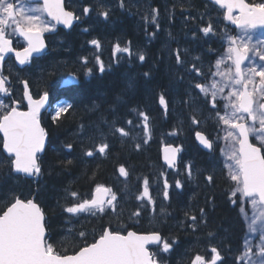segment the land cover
<instances>
[{"label":"trees","instance_id":"trees-1","mask_svg":"<svg viewBox=\"0 0 264 264\" xmlns=\"http://www.w3.org/2000/svg\"><path fill=\"white\" fill-rule=\"evenodd\" d=\"M85 4L94 9L100 5L110 8L109 19L105 20L93 11L68 32L57 29L47 35L46 52L23 69H17L11 60L3 68L11 81V96L5 99V103L12 99L22 101L20 80L27 79L34 97H39L46 89L51 103L59 98L71 103L73 109L64 114L58 124L52 122V107L41 115V125L47 132V146L40 155L41 176L27 179L8 167L0 168V205L13 192L22 198H33L35 194L36 202L45 212L49 242L57 251L66 250L67 254H72L73 246L81 243L78 238L80 231H85L88 242H91L102 227L110 224L113 229L124 233L155 230L165 237L175 238L177 243L173 249L161 254L162 264H191L197 254L210 260V248L213 246L221 251L223 257L217 264H236L235 258L243 250L247 227L238 197L229 199L234 184L228 178L219 144L214 145L208 154L197 146L194 139L197 131L211 140L220 137V125L214 118L215 113L210 114L203 106L202 96L199 102L202 112L197 113L201 121L199 125L192 124V109L184 103L189 99V92L195 96L199 91L193 89L190 82H206L210 77L209 69L214 71L212 66L216 59L224 54L226 41L222 38L221 29L228 33L230 29L224 20L223 10L208 0H126L124 9L118 6V0H66L65 3L69 10L78 13ZM151 8H158L160 12V30L152 39L145 34V28L151 33L156 31L155 25H145L142 19ZM209 22L213 23L217 34L204 36L199 28ZM85 28L87 32L83 31ZM91 39L100 41V49L88 43ZM129 40L134 53L143 49L146 55L144 62L127 53H117L116 58L113 57V45L119 42L123 47ZM177 48L187 49L186 53H181L186 61L183 67L175 64ZM97 55L104 62V73L96 64ZM196 56L200 57L197 66L204 72V76L199 78L195 73L185 71ZM81 57L88 58L87 68L92 69V75L88 77L84 76L86 68ZM144 72L151 74L145 77ZM69 73H75L79 82L62 86ZM129 82H132V88L128 87ZM161 94L168 102L167 112L159 103ZM117 96L121 98L114 103ZM94 104L99 107L94 108ZM20 108H24L23 102ZM133 108L149 116L150 138L147 144L143 143L146 137L141 118L132 111ZM101 117L109 123L115 120L116 126L125 127L130 135L121 138L118 133L108 134V126L102 124ZM128 120L133 121L131 126L127 124ZM82 124L83 132L80 131ZM97 126L105 132L109 148L103 156L96 153L93 157H85L82 145L93 147L88 137L96 135L95 142H100ZM173 132L176 134L172 135ZM63 143H73L74 150L68 152L63 149ZM137 143L141 145L139 150L136 149ZM163 144H173L182 149L174 171H167L160 162L159 152ZM6 157L0 147V160ZM67 159H72L73 164L64 167L61 162ZM189 162L193 164L191 179L185 171ZM121 165L129 171L127 178L119 175ZM208 175L213 176L211 183L206 179ZM145 178L149 181L153 204H149L147 199L137 200L143 192ZM165 179L170 185L169 200L163 198ZM177 179L182 181L180 189L175 187ZM97 184L111 188L117 195V214H113L111 208L96 216L90 213L73 215L63 210L74 203L69 195L71 191L77 192L81 200L91 199ZM201 208L205 210L204 222L200 223L198 219V229L193 232L186 227L192 221L185 217V212L199 218ZM137 210L141 215L132 216ZM69 229L73 230L71 235ZM149 250L158 251L157 247Z\"/></svg>","mask_w":264,"mask_h":264},{"label":"snow or ice","instance_id":"snow-or-ice-1","mask_svg":"<svg viewBox=\"0 0 264 264\" xmlns=\"http://www.w3.org/2000/svg\"><path fill=\"white\" fill-rule=\"evenodd\" d=\"M213 2L225 10L224 20L235 25L240 31L236 35H231L225 29H221L222 38L227 45L224 54L219 56L212 66L215 71L209 69L210 77L206 82L194 84L190 82L193 89L199 91L195 96L189 92V99L184 103L192 109V124L199 125L201 121L197 118V113L202 112L199 103L202 96L203 106L208 108L210 114L215 113L214 118L218 126L223 125L225 147L221 152L225 156L224 167L228 170V178L235 185L229 199L239 194L242 204L241 213L247 227L243 250L236 256V264H264V37L254 38L252 34L257 28L264 29V2L246 3L245 0H213ZM118 6L124 9L126 0H118ZM234 10L238 14L234 15ZM93 11H97L99 16L108 20L112 10L103 5L94 9L91 5L85 4L78 13L76 10H69L64 0H0V97H3L0 98V147L7 154L4 160H0V168L8 167L13 173L27 177L42 175L38 154L45 151L47 132L41 126V110L45 109L50 95L45 89L38 99L34 98L29 81L22 79L20 80L23 85L22 101L12 99L10 103H5V99L11 96V81L9 76L4 74L3 69L6 57L13 54L19 65L28 64L33 54L39 55L46 49L43 33L52 31L56 25L70 28L74 21L90 16ZM159 17L158 8H151L142 17L145 25L149 23L155 25L156 31L151 33L147 31V27L145 28V34L150 39L155 38L160 30ZM191 19L195 20V17ZM53 21L55 23H52ZM83 31L87 32L88 29L85 28ZM199 32L204 36L217 34L212 22L200 27ZM14 36L23 37L26 46L22 49L14 47L12 39ZM193 36H196L195 32ZM88 43L96 49L101 47L97 39H91ZM131 45V40L123 47L117 42L112 47L113 57L116 58L117 53H127L130 57L138 56L139 61L144 62L146 55L143 49L134 53ZM182 52L186 53L187 49L175 50V64L180 67L186 63L182 58ZM95 60L99 71L104 73L105 65L100 56L97 55ZM198 61H200L199 56L193 57L190 68L185 69L189 74L195 73L197 78L204 76L202 68L197 66ZM81 62L86 68L84 76L92 75V69L87 68L88 58L81 57ZM150 74V72L143 73L145 77H149ZM78 82V76L69 73L62 86L75 85ZM128 87H133L132 82H129ZM120 98L117 96L114 103ZM220 101H224L222 112L219 109ZM22 102L27 103V110H20ZM159 103L167 112L168 102L163 94L159 96ZM93 107L98 108L99 105L94 104ZM72 109L71 103L59 101L50 112L52 122L58 124L61 117L70 113ZM132 111L141 118L146 137L143 143L147 144L150 138L149 116L136 108ZM101 122L108 126V134L118 133L121 138L130 135V131L125 127H117L115 120L109 123L101 117ZM127 124L131 126L133 121L128 120ZM80 131H84L83 124L80 126ZM96 133L100 142H95L96 135L89 136L88 141L93 147L82 145L83 156L106 154L109 148L106 134L100 126L96 127ZM195 136L204 148L209 150L213 148V141L207 135L197 131ZM61 147L71 152L75 145L63 143ZM140 147L141 145L137 143L136 149L139 150ZM181 150L180 146L170 145L164 149V160L169 168L176 167V154ZM61 163L64 167H68L73 164V160L67 159ZM185 171L191 179L193 175L191 162L185 165ZM118 172L122 177L129 176V171L124 165L118 168ZM206 179L211 183L213 176L208 175ZM143 184V192L137 196V200L147 199L149 204H153L147 178L144 179ZM169 187L168 180L165 179L164 200L170 198ZM175 187L177 189L183 187L180 179L175 181ZM69 195L74 203L63 209L69 214L90 213L96 216L97 213L105 214L107 208H111L113 214H117V195L111 188L102 184L96 185L91 199L81 200L75 191H71ZM235 202L233 200V203ZM244 204L250 205L251 216L243 207ZM161 211L163 212V209ZM140 215L139 210L132 213L135 217ZM204 216L203 208L200 209L199 218L185 212V217L192 221L186 227H190L193 232L197 231L198 219L203 223ZM72 231L69 229V235ZM209 235L211 236V233ZM256 235L259 236V240L254 243L251 237ZM78 238L81 243L73 246L72 254H67L66 250L57 251L48 240L45 212L36 202L35 194L33 198H22L13 192L0 205V264H162L161 254L169 253L177 243L175 238L170 239L155 230L148 233L129 230L125 234L121 230L113 229L110 224L102 227L91 242H88V234L85 231H80ZM150 244H155L158 251H149L147 246ZM210 252V260L197 254L192 258L191 264L222 262L223 257L217 247H211Z\"/></svg>","mask_w":264,"mask_h":264},{"label":"rangeland","instance_id":"rangeland-1","mask_svg":"<svg viewBox=\"0 0 264 264\" xmlns=\"http://www.w3.org/2000/svg\"><path fill=\"white\" fill-rule=\"evenodd\" d=\"M253 34H255V33H253ZM258 34H260V35H258ZM261 37H264V35H262V33H259V32L254 35V38H261ZM223 105H224V101H220L221 111H223ZM222 129H223V125H220V137L219 138L217 137V138L213 139L212 141H213V145L219 144V146H220V151L219 152H220L221 158H222V160H223V162L225 164V156L221 152V149L225 147V141L223 139V136H224L225 133H224V131ZM227 172H228V170H227ZM245 208L248 211V215L251 216L252 213H251L250 205L246 204ZM246 235H247V231H246L245 237H246ZM245 237H244V240H245ZM251 239L253 240L254 243L258 242L259 236L258 235L253 236V237H251Z\"/></svg>","mask_w":264,"mask_h":264},{"label":"water","instance_id":"water-1","mask_svg":"<svg viewBox=\"0 0 264 264\" xmlns=\"http://www.w3.org/2000/svg\"><path fill=\"white\" fill-rule=\"evenodd\" d=\"M208 1H210L211 3H213L214 4V2H213V0H208ZM216 5V4H215ZM216 6H218V5H216ZM219 7V6H218ZM234 13H238V12H236V10H234ZM233 13V14H234ZM54 22V21H53ZM229 22V21H228ZM55 23V22H54ZM74 24V23H73ZM233 25V24H232ZM56 26H58V27H61V28H64L65 30H67V29H69V28H65L63 25H56ZM235 26V25H234ZM236 27V26H235ZM23 38V37H22ZM13 55V54H12ZM40 55V54H39ZM39 55H37V54H33V57L35 56H39ZM14 56V55H13ZM14 58H15V56H14ZM15 61H16V59H15ZM17 63V62H16ZM17 65L19 66V67H23L24 65H19L18 63H17ZM26 103V102H25ZM26 107H27V103H26ZM46 107H47V105H46ZM46 107H45V109H46ZM45 109H42L41 111L43 112ZM195 141H196V143L198 144V146H199V148L200 149H202L203 151H205V152H210L211 150H209V149H206V148H204L203 147V145H201L200 143H199V141L196 139V136H195ZM45 146H46V140H45ZM169 145H165V146H163L162 148H161V150H160V153H161V161H162V163L168 168V169H172V168H169L168 167V165L166 164V162H165V160H164V155H165V152H164V149L166 148V147H168ZM170 146H172V147H175V146H173V145H170ZM40 154H42V152L41 153H39L38 155H40ZM5 155H7L6 153H5ZM178 157H179V153H177L176 154V164H177V161H178ZM17 174H19V173H17ZM23 175V174H22ZM27 177V176H26ZM126 234V233H125ZM151 246H155V244H150V245H148L147 247L149 248V247H151Z\"/></svg>","mask_w":264,"mask_h":264},{"label":"flooded vegetation","instance_id":"flooded-vegetation-1","mask_svg":"<svg viewBox=\"0 0 264 264\" xmlns=\"http://www.w3.org/2000/svg\"><path fill=\"white\" fill-rule=\"evenodd\" d=\"M248 2H249V1H248ZM254 2H255V0H250L249 3H254ZM258 30L264 31V30H262V29H258ZM235 32H236V34H237V33H238V30H236Z\"/></svg>","mask_w":264,"mask_h":264},{"label":"bare ground","instance_id":"bare-ground-1","mask_svg":"<svg viewBox=\"0 0 264 264\" xmlns=\"http://www.w3.org/2000/svg\"><path fill=\"white\" fill-rule=\"evenodd\" d=\"M77 23H78V21H74V24H73V26H75ZM73 26H72V27H73Z\"/></svg>","mask_w":264,"mask_h":264}]
</instances>
